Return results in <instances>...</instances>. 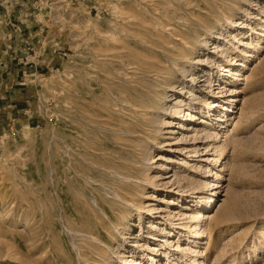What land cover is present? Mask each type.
<instances>
[{
	"label": "rangeland",
	"instance_id": "rangeland-1",
	"mask_svg": "<svg viewBox=\"0 0 264 264\" xmlns=\"http://www.w3.org/2000/svg\"><path fill=\"white\" fill-rule=\"evenodd\" d=\"M263 237L264 0H0V264H264Z\"/></svg>",
	"mask_w": 264,
	"mask_h": 264
},
{
	"label": "bare ground",
	"instance_id": "bare-ground-1",
	"mask_svg": "<svg viewBox=\"0 0 264 264\" xmlns=\"http://www.w3.org/2000/svg\"><path fill=\"white\" fill-rule=\"evenodd\" d=\"M199 10H201V9H199ZM117 11H119V8L118 7H114V14H116L117 13ZM122 14V13H121ZM179 36H182L181 34L179 35ZM183 37V36H182ZM179 40V39H178ZM184 44V46H185V49L184 50H186V48H189V50H191L192 48H191V46H190V44L188 43V42H184L183 43ZM196 45V44H195ZM193 50H194V48H193ZM188 51V50H187ZM217 48H215V51H214V53L215 54H219V53H217ZM185 52V51H184ZM183 59H186V56H185V54L184 53H180L179 55H177V56H175L174 58H173V61H174V63L173 64H176L177 65V62L178 61H180V60H182L183 61ZM194 61V60H193ZM192 61V62H193ZM144 62V64L146 65V68H144L142 65H140V64H136V63H133V64H135V65H133V64H130V63H126L127 65H128V67H130L129 69H131L133 72H146L147 70V66L148 67H152V65H151V63L150 62H148V61H143ZM184 62V61H183ZM124 65V64H123ZM157 65V64H156ZM179 65V64H178ZM158 66V65H157ZM175 66V65H174ZM173 66V67H174ZM161 67V66H160ZM175 68H176V66H175ZM152 69V68H151ZM187 69V68H186ZM210 69V68H209ZM161 70V69H160ZM154 72L156 73V75H157V77L158 78H162V76H163V72L162 71H159L158 69H155L154 70ZM181 72V71H180ZM207 72V71H206ZM224 72H229V71H227V70H225V68H222V73H224ZM186 73V72H185ZM184 73V74H185ZM143 75H146V73H143ZM154 76V75H153ZM189 76V75H188ZM219 77H222V75L221 76H219ZM193 78V77H192ZM170 79V78H169ZM219 79V78H218ZM213 80V79H212ZM168 80L165 78L164 79V81H163V83H162V81H153V83L155 84V85H160V84H164V83H166ZM192 82H195V79H193L192 80ZM205 82V81H204ZM209 84V83H208ZM127 85H124V84H122L121 85V87L122 88H125ZM211 87V86H210ZM182 88V87H181ZM195 88V87H194ZM139 90H141L142 91V94H146V95H150V92H151V90H150V88L149 87H142V86H137V87H134V86H130L129 87V89L125 92V93H123V94H121L119 97H117V99L115 100L116 102V104L117 105H125V104H128V106L130 105V106H132V107H135V105L137 104V102L135 101V100H133V98H135V95L136 94H138V91ZM173 91V90H172ZM182 91V90H181ZM185 92V91H184ZM187 94L188 95H190V97L191 96H193V94H192V92L191 91H187ZM157 97H158V95H156V96H153V97H151V96H148L147 98L145 97V101H148V102H151L152 100H156L157 99ZM192 99V98H191ZM236 99L237 98H234V99H231L230 100V106H229V108H227L224 112H227V115H222V116H218V117H216V120H217V123L218 124H221V123H227V125L226 126H224V127H222L225 131H224V137L227 139H229L230 140V142H231V144L233 145V147L234 146H236V142L235 141H233L232 139L234 138V137H236V134H232V133H235L236 131H237V129H238V127H239V125H237V124H239V122L241 121V120H239V121H237L236 123L235 122H233L232 124V126H233V128H231V130L228 128L229 126H228V124H229V117H230V115L231 114H233V105H234V102H236ZM180 100V99H179ZM177 101V100H176ZM203 101V100H202ZM196 102V101H195ZM216 103L217 102H213V103H210L209 104V106H208V108H209V110H210V112H212L213 110H214V105H216ZM183 104V103H182ZM180 106H179V102H176L175 103V105L173 106V109H171V110H173V111H171V112H169L168 113V116H174V115H177V116H180L181 115V119H182V121H185L186 119L185 118H187L188 116H190V113H189V109L188 110H183L182 108H179ZM187 107V106H186ZM105 109V108H104ZM148 114V113H147ZM160 116V115H159ZM171 118V117H170ZM216 123V122H215ZM167 124V123H166ZM214 131V130H213ZM212 133V132H211ZM210 132L208 133V137L209 138H214V140H219L220 138H219V134L218 133H215V132H213V134L215 133V135H212ZM207 137V138H208ZM237 140V139H236ZM228 141V140H227ZM225 145H226V142H225ZM224 145V146H225ZM224 146H220L219 145V147H218V151L219 152H222L225 148H224ZM238 147V146H237ZM222 154V153H221ZM147 156V155H146ZM215 162H219V160H217V161H215ZM125 179V178H124ZM212 184V182L211 181H207L206 183H205V185L207 186V187H205L206 189H210V187L212 186L211 185ZM214 186V185H213ZM213 188V187H212ZM117 196V195H116ZM117 197H120L119 195L117 196ZM204 198V197H203ZM120 199H122L123 200V198H121L120 197ZM125 200V199H124ZM206 200V199H205ZM123 202V201H122ZM198 202V201H197ZM211 202H214V198H212L211 199ZM196 204H198L199 206H197V209L195 210V212H193L190 216H189V220H190V225L187 227V234H188V243H191V242H195L194 244L198 247V246H200L201 245V242L203 241V239L205 238V237H207V234L209 233V231L211 230V226H212V224L215 222V220H213L212 219V217L211 216H208V219H209V222L208 221H206V219H207V215L209 214V212L208 211H206V209L205 208H202V210L203 211H201L200 210V208H201V206H203V202L201 201V198L199 199V202L198 203H196ZM208 209V208H207ZM230 217V216H229ZM26 222H28V221H26ZM208 222V223H207ZM89 237V236H88ZM208 237H209V234H208ZM264 238V237H263ZM164 246H168V242L166 241L165 243H164ZM180 248V247H179ZM177 250H179L178 249V247H177ZM152 251H154V250H152ZM182 251V250H181ZM187 250L185 249V250H183L182 251V253H184V252H186ZM196 252V251H195ZM154 261L153 259H150V261ZM123 263H125V264H127V262L126 261H122ZM138 261L137 260H132L129 264H138L137 263ZM154 263V262H153Z\"/></svg>",
	"mask_w": 264,
	"mask_h": 264
}]
</instances>
